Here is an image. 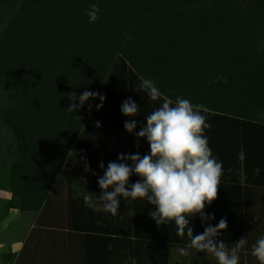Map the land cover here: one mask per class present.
Returning a JSON list of instances; mask_svg holds the SVG:
<instances>
[{
	"label": "trees",
	"instance_id": "trees-1",
	"mask_svg": "<svg viewBox=\"0 0 264 264\" xmlns=\"http://www.w3.org/2000/svg\"><path fill=\"white\" fill-rule=\"evenodd\" d=\"M93 3L99 18L89 23ZM141 77L173 102L179 96L209 109L202 114L211 125L204 131L211 149V136L221 145L231 134L218 130L224 126L263 124L264 0H19L0 38V86L8 100L3 119L17 149L9 191L15 209L36 219L20 252L4 264H171L173 258L195 264L189 238L176 234L174 222L163 229L156 224L160 234L149 235L145 200L136 212L133 205L130 226L95 209H87V226L76 220L69 172L85 165L92 189L98 184L93 173L121 154H150L146 138L137 147L135 133L162 100L137 88ZM101 88L100 110L98 96L79 107L80 95ZM73 92L78 111L69 113ZM129 98L140 107L134 117L121 112ZM130 120L137 124L133 134L124 127ZM139 179L132 175L129 185ZM263 219L251 213L239 264H259L251 255L258 240L252 234Z\"/></svg>",
	"mask_w": 264,
	"mask_h": 264
},
{
	"label": "clouds",
	"instance_id": "clouds-1",
	"mask_svg": "<svg viewBox=\"0 0 264 264\" xmlns=\"http://www.w3.org/2000/svg\"><path fill=\"white\" fill-rule=\"evenodd\" d=\"M86 14L89 23H95L99 18L98 5L90 4ZM220 80L217 77L214 82L219 83ZM224 82H227L226 79ZM137 88L145 92L151 101L162 100L161 105L145 117V126L135 133L137 147L139 140L146 138L150 154H121L119 162H109L104 175L98 179L101 189L99 198L90 193L84 196V200H97L103 211L115 216L118 214L121 197L147 199L148 204L155 208L149 216L157 226L174 222L176 234L183 237L186 233L189 238L188 247L196 252L211 254L218 264H239V253L245 248L247 239L243 237L231 247L219 240V234L228 227L226 219L222 218L215 226L207 224L203 233L197 235H193L190 226L192 218L196 216L202 222L214 219L205 214L204 209L217 199L223 175V164L213 156L208 138L204 135L205 129L211 125L202 113H207L209 109L202 104L193 105L179 96L173 102L163 95L151 78L141 77ZM97 96L101 103L96 107L100 110L105 97L90 91L79 96V107L82 108L85 102ZM68 99L71 104L67 112L76 113L78 106L75 92L70 93ZM139 111V105L131 98L121 106L122 114L127 117H134ZM75 118L81 119L79 116ZM124 127L129 134H133L137 127L136 121H126ZM238 159H245L243 151L239 153ZM99 167L104 169V164L101 163ZM228 172L231 174L233 169L229 168ZM254 173L259 176L260 168L256 167ZM132 175L140 179L129 185ZM180 251L186 254L184 249ZM251 255L259 264H264V237L252 246Z\"/></svg>",
	"mask_w": 264,
	"mask_h": 264
},
{
	"label": "crops",
	"instance_id": "crops-1",
	"mask_svg": "<svg viewBox=\"0 0 264 264\" xmlns=\"http://www.w3.org/2000/svg\"><path fill=\"white\" fill-rule=\"evenodd\" d=\"M218 130H224L231 134H227L221 139V145L219 137L211 136L216 145V148L211 149L212 154L223 164V175L217 199L211 205H206L204 209L205 214L213 216L214 219L202 222L200 217L196 216L192 218L190 226L193 228V235H197L203 233L207 224L215 226L222 218L226 219L228 227L219 234L218 239L223 240L227 246L231 247L240 237L246 236L248 229H251L252 220L250 221L249 217L252 212L261 214V218H264V123L246 124L237 128L235 126H224ZM239 134H242L241 139L236 138V135ZM241 151L245 154L244 160L238 159ZM77 167L79 166H76V169ZM80 167L83 168V171L76 170L68 173L72 176L76 185L73 188L75 192L70 194V196L76 203L75 212L80 214L76 217V220L83 221L84 225H80L87 226L89 220L92 221L90 217H87V209H95V211L104 212L113 223L119 226H130V221L136 220V216H133V205L136 212V208L141 206L139 203L145 200L146 226L152 230L149 235L160 234V232L156 233V223L149 216V213L154 212L155 208L148 204L147 199L137 198L132 200L131 198L124 199L121 197L118 214L115 216L103 211L97 200L90 199L85 201L84 196L90 193L95 194L99 198L101 189L98 184H95V188H89L86 166L80 165ZM256 167L260 168L259 176L254 173ZM229 168L233 169L231 174L228 172ZM103 175L104 172L95 174L91 178L98 180ZM258 223L259 225L256 227L258 228L257 233L253 230L252 236L254 238L258 236L259 239L264 237V219L263 221L259 220ZM165 226L161 225L159 227L163 229ZM261 226H263L262 230L260 229ZM23 243L18 253L22 249ZM3 247L4 244L0 243V251ZM194 255L195 264H198L203 258L212 260L216 264L218 262L214 256L208 253L194 250Z\"/></svg>",
	"mask_w": 264,
	"mask_h": 264
},
{
	"label": "rangeland",
	"instance_id": "rangeland-1",
	"mask_svg": "<svg viewBox=\"0 0 264 264\" xmlns=\"http://www.w3.org/2000/svg\"><path fill=\"white\" fill-rule=\"evenodd\" d=\"M19 0H0V38L8 25L11 14L17 8ZM102 95V88L99 90ZM101 103L98 96L97 105ZM8 109V100L5 90L0 86V243L4 247L0 251V264L4 259L15 256L25 240L35 220V214L20 213L15 209L13 195L9 191V164L17 158V149L14 142L13 130L3 119L4 112ZM97 109V107H96ZM264 122V115L261 118ZM77 171H83L80 166ZM179 261V260H178ZM173 258L171 264L182 262ZM125 264H134L128 259Z\"/></svg>",
	"mask_w": 264,
	"mask_h": 264
}]
</instances>
